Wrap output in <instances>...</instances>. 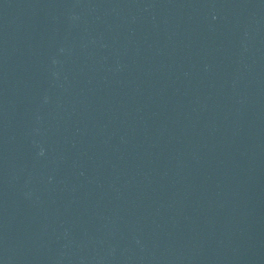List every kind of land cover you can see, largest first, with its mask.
Masks as SVG:
<instances>
[{"label": "water", "instance_id": "water-1", "mask_svg": "<svg viewBox=\"0 0 264 264\" xmlns=\"http://www.w3.org/2000/svg\"><path fill=\"white\" fill-rule=\"evenodd\" d=\"M0 264H264V0H0Z\"/></svg>", "mask_w": 264, "mask_h": 264}]
</instances>
